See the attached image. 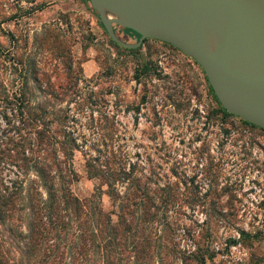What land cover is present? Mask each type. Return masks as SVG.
Here are the masks:
<instances>
[{
  "label": "rangeland",
  "instance_id": "rangeland-1",
  "mask_svg": "<svg viewBox=\"0 0 264 264\" xmlns=\"http://www.w3.org/2000/svg\"><path fill=\"white\" fill-rule=\"evenodd\" d=\"M114 32L139 38L119 25ZM0 44V78L16 89L17 62L26 63L32 105L61 113L76 138V196L97 188L88 159L120 160L180 193L169 215L178 233L170 247L180 253L162 264H202L195 253L206 249L204 264H264V130L216 111L192 57L158 39L130 49L112 42L86 0H0ZM100 202L110 209L107 194Z\"/></svg>",
  "mask_w": 264,
  "mask_h": 264
},
{
  "label": "trees",
  "instance_id": "trees-1",
  "mask_svg": "<svg viewBox=\"0 0 264 264\" xmlns=\"http://www.w3.org/2000/svg\"><path fill=\"white\" fill-rule=\"evenodd\" d=\"M17 65L16 89L0 78V264H162L167 253H180L171 249L169 235H178L169 230L170 212L178 211L176 189L152 186L120 160L93 158L85 169L98 179L95 192L83 199L73 193L76 138L65 116L32 105L29 67ZM147 69L145 64L142 71ZM209 88L216 111L230 115ZM118 184H125L123 191ZM101 194L110 198L107 211ZM207 256V249L199 250L195 260L204 264Z\"/></svg>",
  "mask_w": 264,
  "mask_h": 264
},
{
  "label": "water",
  "instance_id": "water-1",
  "mask_svg": "<svg viewBox=\"0 0 264 264\" xmlns=\"http://www.w3.org/2000/svg\"><path fill=\"white\" fill-rule=\"evenodd\" d=\"M109 38L125 48L167 42L192 57L222 107L264 129V0H89ZM114 25L139 34L120 40Z\"/></svg>",
  "mask_w": 264,
  "mask_h": 264
}]
</instances>
